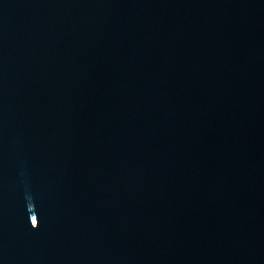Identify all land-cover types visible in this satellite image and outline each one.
<instances>
[{
    "label": "water",
    "instance_id": "obj_1",
    "mask_svg": "<svg viewBox=\"0 0 264 264\" xmlns=\"http://www.w3.org/2000/svg\"><path fill=\"white\" fill-rule=\"evenodd\" d=\"M0 264H264V0H0Z\"/></svg>",
    "mask_w": 264,
    "mask_h": 264
}]
</instances>
